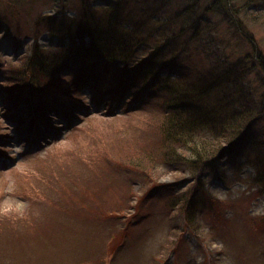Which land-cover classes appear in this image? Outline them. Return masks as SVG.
<instances>
[{"label":"rangeland","instance_id":"rangeland-1","mask_svg":"<svg viewBox=\"0 0 264 264\" xmlns=\"http://www.w3.org/2000/svg\"><path fill=\"white\" fill-rule=\"evenodd\" d=\"M31 1L34 0L27 2ZM81 1L69 0L71 13L79 10ZM153 2L165 5L169 14L194 4L196 7V13L178 25L179 30L189 29L180 37L189 44L177 59L178 64L171 63L168 69L189 73V77L203 71V76L222 70L224 63L232 66L241 62L249 71L245 94L251 96L247 99L252 101L264 94V74L259 60L254 59L256 52L264 58V0H234L236 11L232 17L223 6L217 7L215 0ZM30 6L26 19L13 24L10 19L6 22L12 25L10 32L0 31V139L7 138L0 146V214L21 222H37L40 226L26 227L19 237H14L15 231L12 235L9 232L0 235V264H203L206 258L222 264H264V246L246 232L243 224L248 215H264V191L253 183L258 170H264L263 121L256 124L244 150L218 160L215 165L209 164L206 169L209 174L201 177V181L192 179L191 171L177 173L173 168L159 167L156 158L146 182L136 178L130 188L109 180L122 174L124 164L134 160L140 168H146V161L137 156L141 150L137 151V144L131 139L98 140L105 142L96 150L102 156L87 163L82 160L88 148L85 142H95L97 136L90 128L64 142L66 151L74 154L71 158L63 164L50 165L41 157L49 152L52 144L70 133L71 125L77 121L72 114L63 120L60 113H52L58 128L49 125L50 130L43 129L40 138L36 134L31 142L25 143L23 137L30 139V131L17 135L19 130L6 116L14 113L11 109L15 101L1 92L2 82L9 79L7 66L32 47L33 21L42 14L52 16L54 1L37 0ZM201 15L202 35L192 40L195 29L190 25ZM2 17L5 19L0 9V28ZM45 30L41 26L39 43L50 40ZM249 35L255 37L256 48L243 39ZM69 108L67 105L66 109ZM152 116L148 111L135 124L140 125ZM94 123L98 128L103 120ZM135 127L137 131L144 130ZM156 149L151 150L152 155ZM213 165L216 171L211 170ZM195 184L202 185L213 201L231 202L232 208L223 211L212 246L198 235L204 228L201 224L206 226V231L213 227L200 217L196 204L195 209L191 208L194 216L189 220L184 216L172 218V213L176 215V206L171 209L167 206L172 201L168 200L171 189L177 195ZM62 188L66 189L61 191ZM192 193L194 203L201 202L203 196L193 190ZM139 197L143 198L140 202ZM224 218L229 222L223 223Z\"/></svg>","mask_w":264,"mask_h":264},{"label":"trees","instance_id":"trees-1","mask_svg":"<svg viewBox=\"0 0 264 264\" xmlns=\"http://www.w3.org/2000/svg\"><path fill=\"white\" fill-rule=\"evenodd\" d=\"M27 1L0 0L5 17L0 31L10 32L12 25L6 23L10 19L12 24L26 19L31 8L28 6L37 0ZM53 1V15L42 14L33 21L34 32L30 37L34 43L28 52L18 55L7 66L9 79L2 82L1 91L15 101L11 109L14 113L6 116L19 130L17 135L24 130L32 133L30 139L23 136L25 143L31 142L36 134L40 138L43 129L50 130L49 125L58 128L52 113H60L63 120L72 114L77 120L71 125L70 133L44 153L42 161L50 165L66 162L74 154L66 151L64 142L91 128L97 135L96 141L85 142L88 148L82 160L88 163L100 159L102 154L96 150L105 142L98 140L108 138L107 141L136 142L137 151L141 150L138 158L146 161V168H140L135 160L133 167L130 166L133 163L124 164V172L109 180L112 184L122 182V186L130 188L136 178L146 182L156 158L159 167L173 168L177 173L191 171V178L201 181V177L209 174L206 170L209 164L239 154L256 124L264 122V94L252 101L247 99L251 96L245 94L249 71L241 62L232 66L224 63L222 70L203 76V71L189 77V73L168 69L169 64H178L177 59L189 44L180 39L189 29L179 30L178 25L196 13L195 4L169 14L165 5L155 4L153 0H82L79 10L71 13L69 0ZM233 2L215 0L214 4L223 6L232 17L236 11ZM202 18L199 16L190 25L195 29L192 40L202 35ZM41 26H45L44 34L50 38L49 42L39 43ZM235 27L239 32L238 26ZM243 39L256 48L254 36ZM254 59L259 60L264 74V58L256 52ZM148 111L153 113L152 119L136 125L135 120ZM96 120H103L98 128L94 125ZM135 126L144 130L137 131ZM4 139L7 138L0 139V146ZM152 149H156L153 155ZM214 165L211 170L216 171ZM188 166L191 167L186 170ZM253 183L264 191V170H258ZM192 190L203 196L202 203L199 200L194 203ZM138 199L140 202L143 198ZM169 199L172 201L168 208L176 206L172 218L192 219L191 208L195 209L196 204L200 217L213 227L206 231V226L201 224L204 228L198 235L212 246L223 211L232 208L231 202L213 201L200 184L189 186L177 195L171 189ZM8 216L0 214V235L8 232L12 235L15 231L14 237H19L26 227L40 226L37 222H21ZM227 222L224 218L223 223ZM243 224L246 232L264 246V215H248ZM123 226L126 229L128 223L125 221ZM212 259L206 258L203 264H222Z\"/></svg>","mask_w":264,"mask_h":264}]
</instances>
